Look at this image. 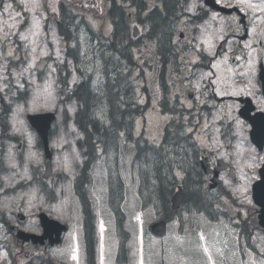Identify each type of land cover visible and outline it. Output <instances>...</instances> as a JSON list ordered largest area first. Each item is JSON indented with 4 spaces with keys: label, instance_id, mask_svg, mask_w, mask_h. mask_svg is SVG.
Here are the masks:
<instances>
[{
    "label": "rangeland",
    "instance_id": "374dc122",
    "mask_svg": "<svg viewBox=\"0 0 264 264\" xmlns=\"http://www.w3.org/2000/svg\"><path fill=\"white\" fill-rule=\"evenodd\" d=\"M62 1L68 17H72L70 27L79 30L77 41L80 52L90 57L96 55L95 59L102 60L107 53L102 50L110 45V34L107 12L100 5L101 1ZM57 3L53 0H0V104H12L6 128L0 117V264H82L78 258H74L76 253L73 252L72 256L70 248L72 250L73 239L78 242L73 237V230L75 216H80V208L77 205L73 210V181L82 166L84 152L76 147L80 133L72 122L77 107L75 103H66L58 80L59 70L65 66V45L55 28L56 11L60 6ZM6 5L11 7L5 10ZM91 27L97 36L96 41L100 44L107 41L104 49L102 46L91 49L87 43V30ZM12 58L18 59V67L11 61ZM71 68L72 65L69 68V88L79 82ZM99 69L100 63L97 64ZM131 75L135 74L131 72ZM16 98L20 100H14ZM125 100L135 101L134 92L132 96H125ZM45 112L54 113L56 120L49 136L53 177L42 181L41 174L45 167L43 149L26 116ZM128 123L132 127L129 133L133 143L126 142V132L124 135L122 132L114 143L107 144L108 156L104 154L89 172L91 186L88 195L97 228V264H116L118 241L124 242L123 234L128 239L125 264H161V260L164 264H264V235L257 227V207L247 195L248 184L237 188L236 192L240 195L237 203L225 207L226 212L231 211V215H221L219 220L210 222L193 210L196 204L192 200L174 216L173 222L167 224L163 238L148 236L146 228L159 215L150 207L143 209L142 203L137 200L138 180L134 167L139 161L134 160V156L135 150L140 147L134 141L142 135L148 143L159 144L161 131L152 117L148 122L141 123L139 119L128 120ZM111 145L116 148L115 151ZM99 147L103 148V145ZM150 155L156 154L151 151ZM142 162L145 163L141 170L149 176V184L156 186L154 174L148 172L147 160ZM148 165L151 171L153 156L148 158ZM119 178L124 184L126 196L121 203L122 212L118 219L120 224L123 223L121 219L125 223L122 227L117 226L115 232V216L106 207V194L112 181V189H115L117 196L116 183ZM143 188L144 196H157L153 193L155 188H146L144 184ZM144 196L141 195L142 198ZM240 212L243 218L248 216L255 219L252 244L256 250L253 252L248 250L246 238L232 224L238 220L237 214ZM39 213L69 226L62 246L51 250L22 246L14 234L9 233L8 226L13 225L28 233L41 234L37 219ZM17 214H23L25 220L18 221ZM31 253H36L38 257L28 258Z\"/></svg>",
    "mask_w": 264,
    "mask_h": 264
},
{
    "label": "flooded vegetation",
    "instance_id": "af4514ba",
    "mask_svg": "<svg viewBox=\"0 0 264 264\" xmlns=\"http://www.w3.org/2000/svg\"><path fill=\"white\" fill-rule=\"evenodd\" d=\"M100 1L108 47L121 21L120 53L132 55L120 71L134 81L133 116L138 120L144 111L156 123L162 145L167 143L180 167L176 180L183 193L204 191L220 213L235 204L234 191L243 184L252 199L264 166V0ZM157 20L167 25L165 37ZM96 40L91 34V49L101 46ZM95 58L90 57L92 67ZM104 93L109 95V86ZM121 105H128L125 96ZM8 231L15 236L18 228L9 225Z\"/></svg>",
    "mask_w": 264,
    "mask_h": 264
},
{
    "label": "trees",
    "instance_id": "16d2710c",
    "mask_svg": "<svg viewBox=\"0 0 264 264\" xmlns=\"http://www.w3.org/2000/svg\"><path fill=\"white\" fill-rule=\"evenodd\" d=\"M69 20V21H68ZM117 21V18L114 20V22ZM121 21L116 22L117 24H121ZM73 22L72 19L69 17H65L63 24L58 27V34L60 37H62L64 42H75L77 44L78 40V30L77 27H70L72 26ZM157 31L162 36L165 37V33L167 32V25L163 24L161 21L157 20ZM117 27L115 30L117 31ZM116 31L114 34L115 44L113 47L116 48V50H110L109 52L105 53V56H108L111 58L107 61L105 60L102 62L103 69L99 70L98 74H101L103 77V80L107 85H111V90H109V97H107V94L105 97L104 94H98L95 91H91V85L90 83H82L80 86H78L75 91L72 93L73 97L78 98V101L80 102V106L82 109H80L76 114V124L79 126V129L84 132L86 136V143H93V142H101L104 141V139H107L111 144L112 142L116 140L115 135L121 133V129H123V125L128 122V119L130 117H127L128 114H124V112H132L130 105H126L125 107L121 105L120 100L123 96H129V80L128 76H122L121 71L118 69L119 66L124 63L130 61V56L128 54L124 55L123 53H119V47L123 45V37H119V35H116ZM114 48V49H115ZM118 48V49H117ZM106 52V51H105ZM80 55V52L77 50L73 54H71L72 58L77 64H80L79 67L81 68H88V65L85 63H82L81 58L78 56ZM119 57V58H118ZM119 59V60H115ZM120 63V65H119ZM116 71H115V70ZM89 70L93 73L94 70ZM81 73V72H80ZM79 73V74H80ZM85 80V78H82ZM102 92V91H101ZM81 95V97L79 96ZM108 99V101H106ZM132 104V103H131ZM131 120V119H130ZM118 137V136H117ZM112 147V145H111ZM149 145L144 147V153L148 154L149 151L151 152V149L147 151ZM155 149V148H154ZM154 149L152 151H154ZM92 152V150H90ZM156 152V151H154ZM160 152V150H158ZM162 154V153H161ZM149 155V154H148ZM165 155L169 157V154L165 152ZM159 156V159L157 160L158 168L156 171L152 172L151 174H155L156 177V186H151L149 182H146V188H155L153 193H156L157 196L155 198L151 197L149 194L148 196H144V188L143 183L142 188L139 189V183L136 187V195L137 200L139 203H142V207L146 208L149 204L153 206L157 210H161V213L163 218H166V220H171L174 216V213L170 212L169 210V198L171 196V188L174 186V182L172 180L167 181V179L170 177V163L168 162V158H166L164 155L160 156V154H157V157ZM150 156H148L149 158ZM148 158L147 160V166L148 168L150 165H148ZM136 160V158L134 159ZM145 162H140V167L142 169V166H144ZM89 164L86 165V168H88ZM135 168V167H134ZM136 170V168H135ZM138 172V170H137ZM154 177V178H155ZM149 178L148 175H146V180ZM88 184L87 178L82 175L77 182L74 184L75 193L78 196V201L80 203V216L77 217V223L81 224V230H78V233H82L81 236V243H82V251L85 253L86 262L87 264H93L94 259V248H95V225L93 223V214L92 209L89 200L87 199V195L85 192V187ZM84 185V186H83ZM141 187V186H140ZM114 188V186H113ZM116 189L118 191L117 196L115 195V189H112V181L109 183L107 194H106V207L109 208L111 211L110 213L113 214V217L116 221L118 219V216L120 215L122 202L125 201L126 196V190L124 187V184L122 183V180L119 178L116 183ZM187 189H190L187 187ZM189 194L191 199H193L194 202H197L198 204L201 202L199 199V192L196 190L191 189L186 190ZM145 198H142L141 195ZM200 204L198 206H200ZM200 209V207H197ZM118 221H120L118 219ZM117 227L114 228L115 232ZM245 232V231H244ZM127 243H122L117 246V253L115 257V263L116 264H125L126 263V257H127ZM255 249V248H253ZM146 263V261H145Z\"/></svg>",
    "mask_w": 264,
    "mask_h": 264
},
{
    "label": "water",
    "instance_id": "95a60500",
    "mask_svg": "<svg viewBox=\"0 0 264 264\" xmlns=\"http://www.w3.org/2000/svg\"><path fill=\"white\" fill-rule=\"evenodd\" d=\"M53 120L52 114H40V115H32L28 116L29 124L32 128H34L39 134L43 146L45 156L48 159L46 171L43 174V178L47 179L51 176L50 170V159L51 154L48 148V130L51 121ZM253 199L254 202L261 207L259 214V224L264 229V169L261 171V180L254 184L253 186ZM172 208H178L181 204L180 194L176 193L171 199ZM20 220H23L22 215H18ZM40 224L43 228L42 235H34L31 233H26L23 231H18L17 238L24 242L31 241L33 244H43L44 240L48 239L49 245L58 244L60 242V236L62 232L66 230L65 226L60 224L57 221L49 219L45 214L41 213L39 215ZM165 223L159 222L152 226L153 234L157 237L162 236L164 234ZM54 236V237H53Z\"/></svg>",
    "mask_w": 264,
    "mask_h": 264
},
{
    "label": "snow or ice",
    "instance_id": "6c2138e0",
    "mask_svg": "<svg viewBox=\"0 0 264 264\" xmlns=\"http://www.w3.org/2000/svg\"><path fill=\"white\" fill-rule=\"evenodd\" d=\"M217 2H219V0H217ZM241 3H247L248 0H240ZM250 7H256L255 5H252V4H249ZM11 5H6L5 6V10H7L8 8H10ZM261 10H264V9H261ZM137 219H139V217H137Z\"/></svg>",
    "mask_w": 264,
    "mask_h": 264
}]
</instances>
